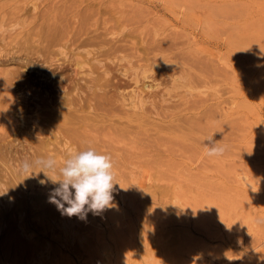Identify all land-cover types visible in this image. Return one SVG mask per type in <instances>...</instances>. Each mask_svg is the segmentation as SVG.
<instances>
[{"label":"rangeland","instance_id":"1","mask_svg":"<svg viewBox=\"0 0 264 264\" xmlns=\"http://www.w3.org/2000/svg\"><path fill=\"white\" fill-rule=\"evenodd\" d=\"M71 76L73 150L39 135ZM88 148L115 206L81 219L49 196ZM0 264H264V0H0Z\"/></svg>","mask_w":264,"mask_h":264},{"label":"clouds","instance_id":"2","mask_svg":"<svg viewBox=\"0 0 264 264\" xmlns=\"http://www.w3.org/2000/svg\"><path fill=\"white\" fill-rule=\"evenodd\" d=\"M206 145L207 155H221L225 149L218 146L210 136ZM41 167L55 171L56 160L49 157L35 162ZM32 164L25 161L22 168L27 171ZM111 157L96 152L94 149L78 151L70 155L59 169L62 179H52L58 183L50 193L49 200L54 203L62 214L86 218L89 211L99 214L112 208L114 174ZM42 183L44 181H41ZM65 204L68 206L65 207Z\"/></svg>","mask_w":264,"mask_h":264},{"label":"bare ground","instance_id":"3","mask_svg":"<svg viewBox=\"0 0 264 264\" xmlns=\"http://www.w3.org/2000/svg\"><path fill=\"white\" fill-rule=\"evenodd\" d=\"M33 6L35 7V5H33ZM187 7H189V6H187ZM48 30H50V29L49 28L46 29L47 33H45L43 38L40 39V42L37 43V46H39L40 43L44 44V45H41V47H43V48H51V47H54V46L58 45L60 47V49H61V50L59 49V53L61 55H63L64 58L67 57L66 51L62 50V48H67L69 46L71 48L72 47V43H73L72 42V38L68 37V38L65 39L64 36L61 34V32L60 33L59 32L58 33H49ZM84 40L80 41L81 44H82V42ZM32 48L34 49V47H32ZM40 55H42V54H40ZM70 57H71V55H70ZM65 60L66 59H62V62H58L57 67L63 69L65 67H67V66H71V70H72V63H71L72 60H70V61H65ZM55 61H59V60L55 59ZM80 64H81L80 62H76V65L80 66ZM73 72L78 74L77 69L75 67H73ZM76 79H78V78H76ZM78 80H80V79H78ZM67 82H68V84H67ZM73 82L75 83V85L78 84L77 80H75ZM51 83L52 82H50V83L47 82V83L43 84V86L46 89L44 91L48 92V95L52 94V95L47 96L46 98L48 100H50L48 102V104H49L48 106L53 110V113L56 114L57 116H59L58 117V121L59 122L56 125V124H53V123L48 121V125H46L47 127L45 128V130L43 128H40V134L39 135L42 136L43 134H46V136H48L47 140H49V135L52 132L55 131L57 134H59V136H61L63 138V141L67 145V148H69V150H73L72 147H71L72 146V141L69 140L70 138L68 136V132L72 130V122H70V123L66 122V117H68L70 115V113L65 114V113H62L64 111L60 110L63 107L67 108V106H69L70 109L72 110V76L69 77L68 81H66V80L58 81V82L57 81H53V83L52 84ZM62 84H67V85L64 86ZM65 110H68V108L65 109ZM3 130H6V128H3ZM1 134H3L4 136L11 135L10 133H7L6 131H3ZM48 145L49 144H46V143H44V141L40 140V141H37V142H35V141L28 142L27 147H28L29 150H31L33 153H35L36 150L45 149V147L48 146Z\"/></svg>","mask_w":264,"mask_h":264}]
</instances>
